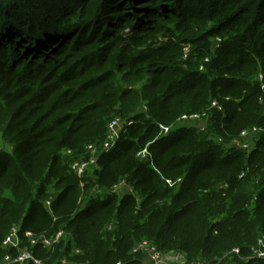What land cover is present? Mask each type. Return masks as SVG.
<instances>
[{
    "label": "trees",
    "instance_id": "1",
    "mask_svg": "<svg viewBox=\"0 0 264 264\" xmlns=\"http://www.w3.org/2000/svg\"><path fill=\"white\" fill-rule=\"evenodd\" d=\"M258 68L264 0H0V259L29 249L43 264H140L143 239L188 262L247 253L264 235V135L250 152L218 138L231 146L264 126ZM218 98L205 129L159 136ZM116 117L134 124L78 175L72 163ZM147 145L155 166L137 157ZM13 226L19 249L3 245Z\"/></svg>",
    "mask_w": 264,
    "mask_h": 264
},
{
    "label": "built area",
    "instance_id": "2",
    "mask_svg": "<svg viewBox=\"0 0 264 264\" xmlns=\"http://www.w3.org/2000/svg\"><path fill=\"white\" fill-rule=\"evenodd\" d=\"M217 41V46L218 43ZM209 60V58H207ZM202 70V66L200 68ZM215 105H217V102H214ZM207 111L203 113L198 114H184L179 119H177L175 122L168 124V125H159L160 126V132H163L161 135L167 136L169 135L173 130L184 126L183 120L190 116H199L204 118V115ZM210 123V122H209ZM134 124L133 120H124L120 123L115 121V119L110 123L109 125V132L107 134V137L105 138V141L103 142L102 146L98 148L97 146H94L93 144H90L88 146V150L91 153V157L87 161L83 162H75L74 170L77 172L78 175L83 176L85 171L92 167H99L100 164V158L102 157V154L107 153L114 149V147L117 145L120 137L123 133H125L129 128ZM190 126V125H186ZM199 126L202 129H205L207 127L206 124H203L200 122ZM253 129V130H252ZM252 130L251 132H255L256 134H263L264 135V126H254L252 128L244 129L240 136L237 138H234L232 141L231 146L228 147H239L242 150H246L247 152L252 151L251 149H254L256 143L255 140H252V143H254V147L245 144V142L242 141V138H244L245 134ZM244 134V135H242ZM257 136V135H255ZM254 136V137H255ZM255 139V138H254ZM221 142V141H220ZM226 143V142H225ZM250 150V151H249ZM150 154V153H149ZM151 158V155H150ZM92 166V167H90ZM52 199L48 200L46 203L48 207L51 205ZM21 228L19 226H13L9 233L6 235L5 239L3 240V245L5 247L9 248H17L19 249L21 246ZM26 236L33 237V234L29 231L25 232ZM63 236V230L58 231L53 237V239H48L46 236H41L38 238L31 239V244L36 245L37 243H42L46 247H51L54 243L58 242L61 237ZM133 255H137L135 257H139L141 263L140 264H222L224 260H228L232 262V264H237L238 262H244L249 263L250 261L256 259V260H264V235L260 236L256 243H254L249 249L247 253H243L239 247H234L230 251L226 252L221 258H219L216 261H210V260H203L198 262H188L186 256L184 253L179 251H171V252H164L161 250L155 243L144 240L137 242L133 249H132ZM26 261H33L36 264H42L41 261L34 257L33 252L29 249L26 250H19V253L16 256L13 255H5L3 259H0V264H23ZM63 263H66V261H63ZM88 264V263H84ZM114 264H126L124 262H117Z\"/></svg>",
    "mask_w": 264,
    "mask_h": 264
},
{
    "label": "rangeland",
    "instance_id": "3",
    "mask_svg": "<svg viewBox=\"0 0 264 264\" xmlns=\"http://www.w3.org/2000/svg\"><path fill=\"white\" fill-rule=\"evenodd\" d=\"M211 39V41H213V39L215 40V37H213V38H210ZM220 39L219 38H216V41H219ZM192 48V47H191ZM193 49V48H192ZM196 52V51H195ZM190 56H191V51H189V48H186L185 49V54H184V57H183V60L184 61H189L188 59H190ZM208 58V57H207ZM207 58L205 59V63H207ZM185 67H186V64H185ZM251 67V66H250ZM251 69H254V67H251ZM239 75H241V74H239ZM141 78L142 77H138V82L135 84V86L136 87H141L140 86V80H141ZM253 79L254 80H256L259 84H260V91H261V93L262 94H264V75H263V69H261V68H258L256 71H255V74L253 75ZM130 86L131 87H133V85H131L130 84ZM261 94V95H262ZM229 97L230 95H226V97ZM260 99H262V98H260ZM217 102V105H215L214 104V102ZM219 98H218V100H216V99H214V100H212L210 103H209V105H208V107H207V112H206V114L204 115V118H202V117H199V116H190V117H187L186 119H184L183 120V123L185 124V125H190V126H194V127H199V124H200V122L201 123H203V124H206V125H208V123L209 122H214V121H217L218 119L217 118H215L214 117V115H213V113H212V111L213 110H217V111H221L222 110V107L220 106V104H219ZM238 101H240V99H238ZM139 111H143V112H146L147 110H146V108L145 107H143V108H139ZM125 119H123L122 117H116L115 118V121H117L118 123H120V122H122V121H124ZM253 130V129H252ZM252 130H250V131H248L246 134H245V136H244V138H242V141L243 142H245L243 145H245V144H247V145H249V146H251V144H252V148L254 147V143H252V140H251V138L252 137H254L255 135H258V134H256L255 132H251ZM163 132H160L159 133V136L162 134ZM242 135H244V134H242ZM213 137V136H212ZM253 139V138H252ZM218 141H221L222 143H224V145H225V147H228L229 145H227V144H225V140H224V138H222V137H219L218 138ZM149 143H151V142H149ZM94 146H96V144H93ZM89 146V145H88ZM252 150V149H251ZM150 149L148 148V145L146 146V147H144L143 149H141L140 151H138L137 152V157L139 158V159H141L142 161H147V162H149V164L151 165V166H155L154 165V162H153V159L152 158H150V155L151 154H149L150 152ZM250 151V150H249ZM152 152V151H151ZM153 155H154V153H152ZM75 162H77V161H75ZM75 162H73L72 163V169L74 170V166H75ZM79 162H83V161H79ZM101 165L99 164V167H100ZM90 167H92V166H90ZM87 170H89V168L87 169ZM86 170V171H87ZM75 171V170H74ZM86 171H85V173H86ZM84 173V174H85ZM168 182L170 183V185H176L178 182H181V179L179 178H177V179H173V180H168ZM131 187L127 184V183H119L118 185H116L115 186V188H114V192H116L118 195H120V196H123V195H125L128 191L129 192H131ZM84 194H85V191L83 190L82 191V194H81V197H79V201L78 202H80L82 199H83V196H84ZM63 234H65V232L63 231ZM144 240H146V239H143V240H141V241H144ZM140 242V241H139ZM46 247V246H45ZM21 250H23V249H21ZM40 260V259H39ZM41 261V260H40ZM41 263L43 264V262L41 261Z\"/></svg>",
    "mask_w": 264,
    "mask_h": 264
}]
</instances>
